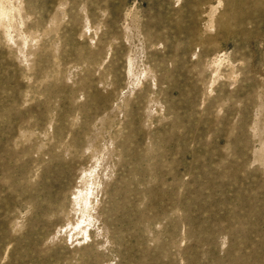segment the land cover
<instances>
[{"label":"rangeland","instance_id":"obj_1","mask_svg":"<svg viewBox=\"0 0 264 264\" xmlns=\"http://www.w3.org/2000/svg\"><path fill=\"white\" fill-rule=\"evenodd\" d=\"M0 264H264V0H0Z\"/></svg>","mask_w":264,"mask_h":264}]
</instances>
